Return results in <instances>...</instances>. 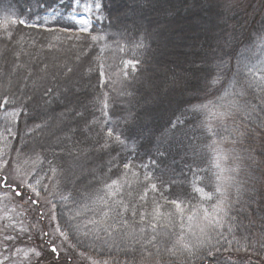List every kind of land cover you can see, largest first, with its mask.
I'll list each match as a JSON object with an SVG mask.
<instances>
[{
	"label": "trees",
	"instance_id": "1",
	"mask_svg": "<svg viewBox=\"0 0 264 264\" xmlns=\"http://www.w3.org/2000/svg\"><path fill=\"white\" fill-rule=\"evenodd\" d=\"M101 2L103 7L99 14L103 19L94 24L91 35L104 36V40L93 41L90 35L73 31L61 32V27H71L67 17L48 26L54 31L19 24L5 31L0 26V100L13 94L19 98L22 92H28L35 99L28 109L29 114L21 113L19 123H10L5 110L0 109V153L8 154L6 158L13 161V165L19 160L28 171L36 167L33 149L36 152L54 150L64 155L65 194L75 185L85 196L92 191L90 182L95 184L94 177L101 181L106 176L117 178L108 172L115 159L123 173L120 179L131 185V189L126 187L125 191L130 190L134 198L138 197L146 186L144 175H150L151 182L157 184L164 196L169 199L179 196L187 216L189 209L210 207L215 203L216 183V169L208 173L211 179L201 171L197 180L189 166L195 168L199 164L201 169L209 168L212 152L207 145L227 137L222 146L234 147L240 154L239 179L246 186L239 195L235 189L229 192L230 202L234 204L230 213L235 217L230 221L232 231H227V226L221 229L223 238L219 244L213 239V246L193 249V256L173 249L176 235L181 232L178 217L172 225L158 227L160 234L153 244L139 239V225L130 220L131 227L112 232L110 236L94 229L99 239L91 233L86 238L81 237L80 244L70 239L66 241L72 248L70 257L59 253L57 256L51 252L55 242L43 235L48 232L45 223L50 205L43 206V200L39 205L26 204L15 197L22 216L15 226H1L0 240L5 233L18 235L19 239L9 247L14 245V250L19 247L23 251L34 248V243L43 253L39 264H72L76 252L116 260V264H264V125L260 123L264 112L257 108L251 117L238 114L223 125L214 117L204 114L193 117L187 112L193 105L216 102L223 96L224 89L228 88L226 82L233 79L238 68L243 69L242 61L249 67L254 64L258 67L264 60V45L259 39L264 35V0ZM72 3L73 0H63L61 6L60 0H0V13L11 6L17 19L35 23L36 17H43L48 9L55 7L66 13ZM138 32L147 34L148 47H135ZM128 59H138L140 64L136 71L128 69L129 77L125 81L122 62ZM98 63L111 65L110 71L119 73L118 77H112L115 83L109 84L107 89L101 85L97 73L89 76L87 72L89 66L95 69ZM221 63L225 66L218 68ZM220 73L224 74L225 83L221 91L216 92L215 87L209 85ZM246 75V70L241 72V83ZM47 88L53 89V93L45 97ZM106 90L111 92L108 106L111 125L106 123L101 105L97 103V98H102ZM260 95L255 92L245 99L259 104ZM77 112L83 115H76ZM205 119L210 120L217 135L212 136L199 127L200 121ZM178 120L187 123L173 128ZM117 122L116 131L124 133L127 146H114L113 151L102 146L107 140V127H115ZM225 127L247 128L250 134L234 144ZM191 145L197 149L196 164ZM66 150H70L71 155ZM123 162L133 166L130 172L123 169ZM227 166L234 165L228 161ZM193 184L205 187V191L214 194V199L201 200L199 194L192 191ZM185 190L187 194L182 195ZM58 198L59 192L50 189L48 199L55 202ZM237 200L242 205L236 203ZM154 201L161 205V212L174 211V206L166 205L162 196L149 192L148 212L155 206ZM84 204L99 212V206L87 199ZM41 212L45 213L43 219ZM87 216L99 219L92 212H87ZM35 222L44 229L43 233L35 231L29 236L27 229L20 231ZM130 232L135 235H128Z\"/></svg>",
	"mask_w": 264,
	"mask_h": 264
},
{
	"label": "snow or ice",
	"instance_id": "2",
	"mask_svg": "<svg viewBox=\"0 0 264 264\" xmlns=\"http://www.w3.org/2000/svg\"><path fill=\"white\" fill-rule=\"evenodd\" d=\"M61 6L63 0H60ZM103 5L101 0H73L70 10L66 13L62 12L59 8H51L46 11L43 17L37 16L35 23H29L26 19H17L14 9L9 6L0 13V26H3L5 31L12 25H24L26 27H42L47 31H54L53 28H49L50 22L58 21L60 19H67L71 22V27H61V32L73 31L78 34L90 35L93 41L104 40V36L91 35L94 30L93 19L96 22H100L103 17L99 14ZM111 24V21H109ZM147 34L137 33V39L135 41V47L138 49H144L148 47L145 43ZM261 44L264 45V35L259 37ZM123 51V48L120 49ZM123 77L126 81L129 77L128 69L136 71L140 61L138 59H128L123 62ZM243 69L238 68L233 74V79L227 81L228 88L224 89V95L220 96L216 102L209 101L208 103H201L199 105H193L187 112H190L193 117H198V114H204L206 116L214 117L218 124L223 125L228 119H235L236 115L244 114L251 117L252 113L259 108L260 112H264V60L260 61L259 66L255 64L249 67L247 62H241ZM225 65L223 63L217 65L218 68H222ZM111 65L104 63H98L97 67L93 69L88 67L87 72L89 76L93 72L97 73V78L101 81V85L106 89L109 84H114L113 76H119V73L111 72ZM246 70L247 75L244 77L243 83H241V72ZM224 74L220 73L213 77L210 82V87H215L216 92L221 91L225 81L222 79ZM107 77V79H106ZM252 77V78H249ZM255 92L260 93L259 104L252 103L245 99L249 94ZM53 93V89L47 88L44 91V96L47 97ZM111 92L106 90L102 94V98H97V103L101 105L100 111L106 120V123L111 125L113 122L108 119L109 112V97ZM244 100L243 103L240 101ZM226 101V103H225ZM47 102V101H46ZM31 103H35L34 96L28 92H22V95L18 98L17 95L5 96L0 100V109H4L7 113V118L10 123H19L18 118L21 113L27 116L28 109ZM10 109V110H9ZM76 115L82 116V113L77 112ZM184 115V114H182ZM171 123V121H170ZM181 123H187V121L178 120L177 125H173L176 128ZM261 125H264L262 120ZM39 127V126H37ZM119 127L117 122L115 127L109 126L106 130L107 140L102 146L104 148H112L115 151L114 146L126 147V138L124 133L117 132ZM199 127L214 136L217 135V130L212 126L210 120H201ZM228 132L229 136L233 137L232 142L235 144L246 135L250 134L249 129L236 127L233 129H224ZM10 131V129H9ZM235 133V135H233ZM227 137H223L220 140H213L207 148L212 152V159L210 161V167L207 169H201L199 164H196L197 149L195 145H191L193 152V161L196 164L195 168L189 166V170L192 171L193 176L200 180L199 173L204 172L205 177L211 179L208 173L211 169H216L215 173V203L210 207L197 206L194 209H189L190 214L185 216V207L183 202L177 196V198L169 199L164 196L161 189L158 188L155 182H151L153 177L150 175H144V187L143 193L138 197H133L132 191H125L126 187L131 189V185L126 181H122L120 176L123 175L120 171L119 164L114 159L108 169L109 173L117 178L112 179L111 176H106L103 181L94 177L95 184L90 182L91 192L85 193L79 192L75 185L67 191L65 194L66 184L62 182L66 179V170L64 168L63 161L64 155L56 151H43L36 152L33 149V165L36 166L34 171L25 170L20 161H15L16 166H13V161L8 160L5 154L0 157V188H3L7 192L12 193L16 198L24 201L26 204L39 205L43 200L44 206H49L50 209L47 213L51 222H54V233L58 234L63 241H69L75 239L77 244L82 242L81 237H88L91 233L95 239H99L97 231H103L109 236L112 232L120 231V229H128L132 224L139 225V239L145 240L148 244H153L157 240L158 227H168L172 225L176 218H179L181 232L176 235L173 243V249L183 250L186 253L195 255L193 249L202 248L205 245L213 246L212 241L215 239L216 244L220 243L223 238V231L225 229L231 232L232 223L235 217L230 216L233 211L234 204L230 202L229 192L235 189L239 195L244 187V183L239 179L241 172V156L236 152L235 148L225 149L222 145ZM69 155H71L70 150ZM204 150H200V155L203 157ZM228 161H232V167H225ZM203 160L201 159V163ZM156 161H153L155 164ZM132 165L128 162H123V169L126 172H130ZM116 171L113 172L112 169ZM133 175H139V173H132ZM97 185H102L97 187ZM50 189L59 192V198L55 202L48 199ZM192 191L199 194V197L203 201H212L214 194L212 192L205 191V187L192 185ZM149 192L158 194L164 198L165 204L174 206V211L161 212V205L155 202V206L151 212L146 210L148 206ZM42 193L44 194L42 196ZM187 190L182 195H186ZM87 199L91 204L99 206V212L96 209L89 208L87 204H84V200ZM236 203L242 202L237 200ZM144 209V210H142ZM87 212H92L98 216L99 219H89ZM45 216L44 212L40 213L41 219ZM138 217V219H137ZM161 220L164 224L161 225ZM111 221V223H109ZM185 221H187V231L185 232ZM15 231V229H14ZM21 232L26 231L21 228ZM216 233V236L212 234ZM43 235L50 236L48 232H44ZM128 235H135L134 232L128 233ZM195 238V243H193ZM19 239L18 235L5 234L3 239L0 240V244L3 245L4 251H0V264H16V261L12 258L16 253L23 251V249L15 248L13 252L9 247L13 241ZM226 241V238H224ZM139 242V240H138ZM15 246L13 245V248ZM5 252L11 253V255H5ZM53 254H58V249L53 243L51 247ZM34 256L36 258L41 257V251L36 249H29L25 252V258Z\"/></svg>",
	"mask_w": 264,
	"mask_h": 264
},
{
	"label": "rangeland",
	"instance_id": "3",
	"mask_svg": "<svg viewBox=\"0 0 264 264\" xmlns=\"http://www.w3.org/2000/svg\"><path fill=\"white\" fill-rule=\"evenodd\" d=\"M51 23L52 22H50L49 25ZM95 23H96V21H95V19H93V24H95ZM2 156L3 155L0 153V157H2ZM13 166L15 167L16 165H13ZM43 206H44V204H43ZM19 210H20V207L18 206V202L15 199V196L12 193L7 192L6 190L5 191L0 190V233H1V226L3 224H5V226L7 228H10V226L17 225V222L19 220V216H22V214L19 213ZM19 214H21V215H19ZM53 223L54 222H51L49 217H48L47 223H45V230L51 234L49 237L51 240H53V242L56 243L58 253L70 257V252H71L72 248L68 242L63 241V239L60 238L58 236V234L54 233V224ZM23 229L28 230V231L27 230L26 231H27V234H29V236L34 235L35 231H38V232L41 231V233H43V231H44V229L41 227V225L38 224L37 222L31 224L30 227H28V226H26V228L23 227ZM57 239H60V241H56ZM32 245L34 248H31V249H36L34 243H32ZM20 249H22V248H20ZM12 250H13V252L15 251L13 249V247H12ZM36 250L41 251L38 248ZM0 251H4L2 244H0ZM28 251H29V249L21 251L19 253H16L14 255V257H12L16 261V264H39L38 262L42 261V257H43L42 252H41L40 258H36L34 256H31V254H30V258H25L24 253L28 252ZM5 255H11V253L5 252ZM74 256L76 257V259H75V261H73L72 264H116L115 263L116 260L114 262V261H109L107 259H98L92 255L83 254L80 252L79 253L76 252V254ZM45 260L46 259H43V261H45ZM6 264H7V262H6ZM64 264H68V263H64Z\"/></svg>",
	"mask_w": 264,
	"mask_h": 264
}]
</instances>
